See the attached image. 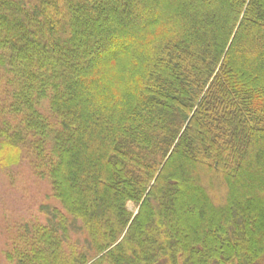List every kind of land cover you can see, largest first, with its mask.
I'll return each mask as SVG.
<instances>
[{
    "label": "trees",
    "instance_id": "16d2710c",
    "mask_svg": "<svg viewBox=\"0 0 264 264\" xmlns=\"http://www.w3.org/2000/svg\"><path fill=\"white\" fill-rule=\"evenodd\" d=\"M24 156L60 210L8 264H261L264 0H0V173Z\"/></svg>",
    "mask_w": 264,
    "mask_h": 264
},
{
    "label": "rangeland",
    "instance_id": "374dc122",
    "mask_svg": "<svg viewBox=\"0 0 264 264\" xmlns=\"http://www.w3.org/2000/svg\"><path fill=\"white\" fill-rule=\"evenodd\" d=\"M203 175L207 177L212 175L213 178L216 172H198L199 182ZM207 184L215 191L211 176L208 177ZM46 208L60 210V206L51 196L46 180L39 179L33 174L31 163L26 156L19 166L0 173V264H8L4 253L8 250V241L11 234L15 233V229L27 222L44 224ZM127 208L136 213L133 204H127ZM75 240L83 243V237L80 235H72L71 241ZM261 264H264V259Z\"/></svg>",
    "mask_w": 264,
    "mask_h": 264
}]
</instances>
